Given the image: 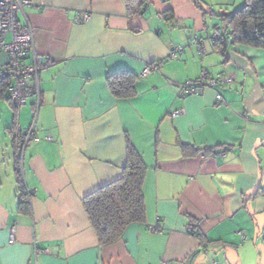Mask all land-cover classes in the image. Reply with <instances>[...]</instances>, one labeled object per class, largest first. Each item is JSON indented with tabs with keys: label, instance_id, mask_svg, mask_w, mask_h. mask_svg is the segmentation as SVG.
<instances>
[{
	"label": "crops",
	"instance_id": "1",
	"mask_svg": "<svg viewBox=\"0 0 264 264\" xmlns=\"http://www.w3.org/2000/svg\"><path fill=\"white\" fill-rule=\"evenodd\" d=\"M30 1L19 18L52 63L39 74L38 109L34 97L19 108L0 98V264H264V49L237 43L222 52L218 19L203 11L244 0H147L132 17L124 0ZM176 45L180 55L168 58ZM121 70L137 75L133 98L107 86ZM202 72L232 79L210 87ZM186 81L198 91L180 93ZM35 109L38 139L16 164V126L28 128ZM127 141L146 166L145 222L100 245L82 198L120 177ZM15 168L28 213L18 211Z\"/></svg>",
	"mask_w": 264,
	"mask_h": 264
},
{
	"label": "trees",
	"instance_id": "2",
	"mask_svg": "<svg viewBox=\"0 0 264 264\" xmlns=\"http://www.w3.org/2000/svg\"><path fill=\"white\" fill-rule=\"evenodd\" d=\"M200 7L199 0H191ZM128 17L142 12L147 0H124ZM204 14L216 17L218 23L214 25L219 36L215 44L222 52L228 45L244 44L264 49V0H244L237 8L204 10ZM165 19H172L171 11L163 13ZM201 47V46H200ZM137 75L126 70L109 73L106 77L107 86L111 94L120 99H130L136 96L135 82ZM10 84L8 78H0V98L8 97L6 89ZM183 152L192 148L181 143ZM193 148L192 153L198 152ZM16 160V164L17 159ZM16 191L19 195L18 211L28 213L29 202L21 176L15 168ZM146 172L139 154L127 141L126 163L121 169L119 178L97 189L82 198V205L89 223L96 233L100 245H110L116 242L128 224L144 223L146 217L142 184ZM192 235L201 238V233L193 223ZM202 239V238H201Z\"/></svg>",
	"mask_w": 264,
	"mask_h": 264
},
{
	"label": "built area",
	"instance_id": "3",
	"mask_svg": "<svg viewBox=\"0 0 264 264\" xmlns=\"http://www.w3.org/2000/svg\"><path fill=\"white\" fill-rule=\"evenodd\" d=\"M33 3L30 0H0V51L8 54L6 64H0V78H8L10 84L6 89V95L15 108L24 105L28 98H35V107L38 109L41 101V91L39 85V74L42 69L49 66L52 61L48 56H44L36 52L34 47V33L31 25L24 19L19 18V13L23 12L24 6H30ZM88 13L83 14L82 21L89 20ZM218 36V35H216ZM194 42L197 37H193ZM30 47L29 57L26 55V49ZM200 49V47H199ZM182 51L181 45L174 46L168 53L170 59L178 58ZM28 58V60H27ZM163 60H158L147 64L140 72V77H145L151 72L158 69ZM200 79H206L207 86L214 87L216 85L227 84L231 82V77L216 76L209 77L202 72ZM198 83L186 81L179 86L180 93H196L198 91ZM217 102H223L220 94H216ZM32 112V123L28 128H21L19 125L15 129L14 147L16 159L20 162L23 160L25 148L32 141L38 139L35 134L34 126L36 121L37 110ZM180 111H175V114ZM50 140L49 135L44 137ZM225 155L224 149H215L210 155ZM201 157H205L204 152H200ZM157 231V228H153ZM188 232L192 231V226L187 227ZM12 241V238L9 240Z\"/></svg>",
	"mask_w": 264,
	"mask_h": 264
}]
</instances>
